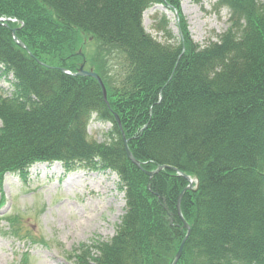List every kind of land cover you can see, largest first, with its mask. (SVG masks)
I'll return each mask as SVG.
<instances>
[{"label": "trees", "instance_id": "16d2710c", "mask_svg": "<svg viewBox=\"0 0 264 264\" xmlns=\"http://www.w3.org/2000/svg\"><path fill=\"white\" fill-rule=\"evenodd\" d=\"M158 5L178 13L177 39L165 18L164 43L145 31ZM223 8L226 31L201 46L180 0H0V18L23 23H0V77H12L0 97V207L4 178L25 180L37 163L110 171L125 195L121 223L110 241L74 249V264H172L182 220L177 264H264V0ZM79 51L108 102L95 79L74 76ZM94 116L110 124L102 144L88 135ZM184 176L197 187L183 192ZM3 220L17 239L20 218Z\"/></svg>", "mask_w": 264, "mask_h": 264}, {"label": "rangeland", "instance_id": "374dc122", "mask_svg": "<svg viewBox=\"0 0 264 264\" xmlns=\"http://www.w3.org/2000/svg\"><path fill=\"white\" fill-rule=\"evenodd\" d=\"M217 1L180 0L181 15L191 39L201 46L207 41L214 42L228 27V12L216 11ZM164 18L166 30L177 39L173 12L158 6L143 16L145 31L160 43L166 39L160 29ZM95 47L94 41L86 42V53L91 55ZM86 64L83 70L88 72ZM11 80V76L0 77L1 98L12 91ZM105 100L108 102L107 93ZM109 131L110 124L101 123L95 116L91 119L88 135L96 143L107 141ZM4 180L0 264H21L22 255L27 256L28 264H74L71 257L74 249L110 241L124 215L125 195L119 190L117 175L110 171L87 168L65 171L60 164L37 165L29 171L25 182L17 175L6 176ZM13 216L20 218L17 239L8 233L9 227L2 220Z\"/></svg>", "mask_w": 264, "mask_h": 264}, {"label": "water", "instance_id": "95a60500", "mask_svg": "<svg viewBox=\"0 0 264 264\" xmlns=\"http://www.w3.org/2000/svg\"><path fill=\"white\" fill-rule=\"evenodd\" d=\"M13 39H14V42H16L20 47L25 48L24 45H23L22 43H19V42L17 41V39H16V37H15V31H13ZM78 54H79L80 56H82V54H81L80 52H79ZM82 57H83V56H82ZM84 65H85V59L83 58V59H82V63L79 65L78 73H77L76 75H78V76H82V77H90V78L95 79V80L98 82V84L100 85V87H101V89H102L103 97H104V99H105V98H106V92H105V88H104V85H103L101 79L97 76V74H95V73L92 72V71H88V72L84 71V70H83ZM115 117H116V121H117L118 125H120V122H119V118H118V116H115ZM124 150H125V153H126L127 158H128V159H129V160H130L135 166H137L138 168H141V164H140V162L137 161V160H135L134 157L132 156V154H131V152H130V150H129V148H128V145H127V141H126V140H124ZM165 168H167V167H158V168L156 169V171H154V172H145V173H146L149 177H153L155 174H157L158 172H160L161 170H163V169H165ZM185 179H186L187 181H189V185H188V187H187L183 192H185L186 190H191V185H192V184H191L192 181L190 180V178H188V177L185 176ZM183 192L179 195L178 202H177V211H178V214H179V215H180V202H181V198H182ZM183 224H184L185 229L187 230V236H186V238H187L188 235H189V230H190V228H189V226H188L185 222H183ZM186 238H185V240H186ZM185 240L182 242V244H181V246H180V248H179V250H178V253L176 254V257H175V259H174V261H173L172 264H176V263L178 262V260H179V258H180V256H181V254H182V250H183V246H184Z\"/></svg>", "mask_w": 264, "mask_h": 264}]
</instances>
